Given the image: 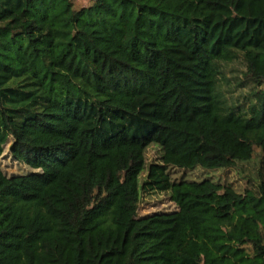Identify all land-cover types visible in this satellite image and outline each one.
<instances>
[{"label": "trees", "instance_id": "trees-1", "mask_svg": "<svg viewBox=\"0 0 264 264\" xmlns=\"http://www.w3.org/2000/svg\"><path fill=\"white\" fill-rule=\"evenodd\" d=\"M91 2L0 0V264H264V0Z\"/></svg>", "mask_w": 264, "mask_h": 264}, {"label": "rangeland", "instance_id": "rangeland-1", "mask_svg": "<svg viewBox=\"0 0 264 264\" xmlns=\"http://www.w3.org/2000/svg\"><path fill=\"white\" fill-rule=\"evenodd\" d=\"M92 0H75L78 8H87L92 5ZM229 74L226 75V80L221 85L224 92L226 91L230 97L233 95L236 99H243L244 95H248V87L241 88V79L238 75V66H230ZM161 155V148L153 144L147 149V171L142 175L141 180L144 181L147 176L148 166L157 162ZM262 155L259 150L256 153L254 160L250 164L239 166L237 169L232 170H219L210 171L201 168L194 170H183L177 168H169V176L171 181L180 182L182 180L189 182H203L210 180L216 183H226L232 185L238 192H243L246 188H250L249 181L256 177V172L259 168V163ZM4 171L9 174L26 173L28 168L21 166L14 162L10 157L2 160ZM253 182L256 183L255 180ZM257 184V183H256ZM255 185V184H254ZM256 186V185H255ZM177 210L176 204L170 199V192H150L144 193L142 203L139 210L140 216H146L154 213H173Z\"/></svg>", "mask_w": 264, "mask_h": 264}, {"label": "built area", "instance_id": "built-area-1", "mask_svg": "<svg viewBox=\"0 0 264 264\" xmlns=\"http://www.w3.org/2000/svg\"><path fill=\"white\" fill-rule=\"evenodd\" d=\"M92 1H96V0H92Z\"/></svg>", "mask_w": 264, "mask_h": 264}]
</instances>
